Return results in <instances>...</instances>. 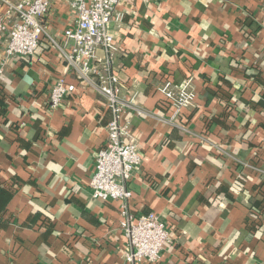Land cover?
<instances>
[{"label":"crops","instance_id":"obj_1","mask_svg":"<svg viewBox=\"0 0 264 264\" xmlns=\"http://www.w3.org/2000/svg\"><path fill=\"white\" fill-rule=\"evenodd\" d=\"M70 2L52 0L56 39L75 21ZM110 30L142 157L130 214H158L171 236L155 264H264V0H121ZM4 43L0 264H128L121 202L92 197L106 99L47 40L31 58H6ZM59 78L76 90L50 110ZM165 82L194 102L176 115Z\"/></svg>","mask_w":264,"mask_h":264},{"label":"built area","instance_id":"obj_2","mask_svg":"<svg viewBox=\"0 0 264 264\" xmlns=\"http://www.w3.org/2000/svg\"><path fill=\"white\" fill-rule=\"evenodd\" d=\"M121 0H71L75 21L64 30L61 39L50 35L52 0H0V39L4 41L6 58L34 57L42 41H48L51 51H57L67 68L75 72L79 81L93 80L97 91L106 99L112 113L108 124V140L96 155L95 173L91 180L94 200L121 202L125 220L122 229L127 238L125 260L128 264H155L171 243L166 223L152 212L134 216L129 204L133 197L130 182L141 165V153L128 128L123 114L129 104L123 99L121 80L113 68L118 46L110 27ZM52 21V20H51ZM102 49L105 61L96 53ZM3 70H0L2 75ZM76 86L64 78L52 87L49 109H58ZM164 98L179 114L195 100V94L186 86L179 92L170 82L162 87ZM253 213V212H252Z\"/></svg>","mask_w":264,"mask_h":264},{"label":"trees","instance_id":"obj_3","mask_svg":"<svg viewBox=\"0 0 264 264\" xmlns=\"http://www.w3.org/2000/svg\"><path fill=\"white\" fill-rule=\"evenodd\" d=\"M251 211L254 213V212H258V207L257 206H254Z\"/></svg>","mask_w":264,"mask_h":264}]
</instances>
